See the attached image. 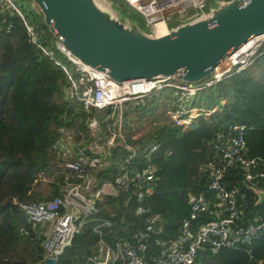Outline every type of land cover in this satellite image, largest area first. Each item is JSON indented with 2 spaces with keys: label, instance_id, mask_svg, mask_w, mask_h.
I'll use <instances>...</instances> for the list:
<instances>
[{
  "label": "trees",
  "instance_id": "obj_1",
  "mask_svg": "<svg viewBox=\"0 0 264 264\" xmlns=\"http://www.w3.org/2000/svg\"><path fill=\"white\" fill-rule=\"evenodd\" d=\"M19 9L39 32L40 41L53 46V36L41 15L34 24L24 9ZM69 88L62 68L29 41L22 17L0 0V264L44 263L50 224L30 220L21 203L62 198L66 183L76 184L83 178L53 161L75 160L79 154L90 159L97 154L90 151L97 136L89 132L87 121L99 113L95 108L85 111L81 102L69 95ZM187 94L167 85L124 103L121 131L135 148L129 165L154 168L153 192L142 201L123 190L102 194L95 211L78 225L56 264H99L98 250L103 242L134 241V235L142 233L148 246L146 255L154 256L157 238L181 235L182 221L190 213L189 194L201 193L210 200L209 209L192 220L193 228L215 218L211 210L217 206L219 191L209 186L215 179L223 190H238L245 219L259 214L264 220V201L256 204V195L249 188L264 189V175L258 174L264 173V49L245 70ZM198 96L206 99L208 107L196 116L193 101ZM111 123L108 118L102 125L106 129ZM236 125L245 127V154L257 161L251 180H245L238 165L224 167L222 153L214 149L225 143L218 135L232 136ZM61 126L75 132V145L67 156L53 147L61 136ZM117 151L113 149V153ZM122 153L113 154L112 160L118 161ZM112 170L110 166L101 168L96 180L113 181ZM140 205L145 211L137 212ZM155 213L160 219L151 223L153 229L149 230L148 219ZM106 221L109 223L103 224ZM96 225L99 230L94 229ZM198 260L199 264H264V230L238 247L212 252L206 246L198 251Z\"/></svg>",
  "mask_w": 264,
  "mask_h": 264
},
{
  "label": "built area",
  "instance_id": "obj_2",
  "mask_svg": "<svg viewBox=\"0 0 264 264\" xmlns=\"http://www.w3.org/2000/svg\"><path fill=\"white\" fill-rule=\"evenodd\" d=\"M1 1L8 2L22 17L29 41L37 45L45 55L62 68L68 78L69 95L76 97L85 111L90 108L104 111L101 116L95 114L87 121L89 132L97 136L94 138L90 151L97 154L90 159L79 154L75 160L64 158L54 163L75 171L77 176L83 179L76 184L66 183L62 198L32 204L21 203V207L30 220L49 222L50 230L45 241L47 256L53 253L58 257L65 246L70 244L74 233L78 230V225L85 221L87 215L95 211L96 202L102 194L115 195L119 190H123L142 201L145 195L153 192L157 179L154 168L148 166L134 169L129 165L135 148L131 144V139H128L121 131L122 116L125 102L142 93L167 86L169 79L154 81L144 91L134 88L133 91L118 93L117 87L123 84H115L102 75H99L101 78L95 77L98 73L90 71L78 59L70 57L64 48L54 42L53 46L64 60L56 57L53 46L44 45L40 41L39 32L24 19L19 7L12 0ZM123 2L140 14L145 26L152 31L166 28L168 18L184 19L203 11L207 5V0H123ZM260 49H264V36L253 37L218 65L206 81L199 84L179 82L173 87L186 91L188 94L210 87L225 77L249 67ZM108 118L112 123L110 127L107 126L104 129L102 123ZM113 126L114 128L111 129ZM244 129L243 125H236L233 127L232 136L218 135L225 143L224 146L215 145L214 149L222 153L224 167L238 165L242 169L245 180H251L257 169V161L254 157H248L245 154ZM59 131L61 136L53 147L56 148V153L67 156L72 152L73 144L75 145V132L68 130L65 126H61ZM115 148H118L117 153H113ZM155 148L154 145L151 150ZM124 150H126L125 153H122ZM119 153H122V157L114 162L112 155ZM106 166L113 169L114 179L99 183L96 180V172ZM215 171L217 176L221 175L220 169L217 168ZM258 174L264 175V173ZM209 186L219 191L217 206L211 210L215 218L200 222L196 228L192 227V220L198 219L200 212L209 209L210 200L201 193H191L188 196L190 213L182 221L181 235L174 239L157 238L155 240L157 252L154 256L146 255L148 246L142 233L135 234L134 241L118 239L114 245L103 242V246L98 250V263L107 264L111 260L112 264H199L198 251L206 246L212 252H216L222 247H238L261 235L264 230L263 217L259 214H252L246 219L243 217V204L239 202L236 195L238 190H223L221 186H218L216 179ZM82 187L88 190V194L82 191ZM143 211L145 209L140 205L137 212ZM220 213L223 216H219ZM159 219L160 216L157 213L152 214L148 219L147 229L152 230L151 223ZM98 227L99 225H96L94 229L99 230Z\"/></svg>",
  "mask_w": 264,
  "mask_h": 264
},
{
  "label": "water",
  "instance_id": "obj_3",
  "mask_svg": "<svg viewBox=\"0 0 264 264\" xmlns=\"http://www.w3.org/2000/svg\"><path fill=\"white\" fill-rule=\"evenodd\" d=\"M54 42L115 84L206 81L253 37L264 36V0H208L204 9L158 31L113 0H31ZM256 204L264 189L250 185ZM51 253L43 264H56Z\"/></svg>",
  "mask_w": 264,
  "mask_h": 264
},
{
  "label": "rangeland",
  "instance_id": "obj_4",
  "mask_svg": "<svg viewBox=\"0 0 264 264\" xmlns=\"http://www.w3.org/2000/svg\"><path fill=\"white\" fill-rule=\"evenodd\" d=\"M12 1L17 5V7L20 6L21 8H23L24 11L26 12V14L28 15V19L35 24L36 19L38 17V13H37V10H36L34 4L32 3V1L31 0H12ZM113 1L115 3H117L123 10L133 13L135 15L136 19H138L140 22L142 21V16L140 14L136 13V11H134L129 5H127L125 2H123V0H113ZM209 5H210V3L207 0V5L205 8L206 10H208ZM175 23L176 22L174 21V18L171 17V18L167 19L168 26H171ZM52 49H53L56 57L64 60V58L58 53V51L56 50V48L54 46ZM174 85H176V83H174V82L169 83L168 82V86H174ZM146 93H148V92H146ZM187 96H189V94H187ZM193 106H194V109L196 110V114H197L196 116L203 114L205 112V110H207V107H208L206 99L203 97H200V96H198V97H196V99H194ZM124 110H125V106H124ZM103 112H104L103 110L98 111L100 116L103 114ZM115 120H117V119H115ZM194 121H196V119H194ZM122 123H124L123 119H122ZM87 128H89V127H87ZM55 162L56 161H53V163H55ZM81 189L85 194H88L87 189H85L84 187H82Z\"/></svg>",
  "mask_w": 264,
  "mask_h": 264
},
{
  "label": "bare ground",
  "instance_id": "obj_5",
  "mask_svg": "<svg viewBox=\"0 0 264 264\" xmlns=\"http://www.w3.org/2000/svg\"><path fill=\"white\" fill-rule=\"evenodd\" d=\"M95 77H100V76H99V74H96ZM150 85H151L150 82H142V83L137 82L135 85L134 84H123V86L117 87V92L123 93V92L128 91V90L133 91L134 88L144 91L145 89H148L150 87Z\"/></svg>",
  "mask_w": 264,
  "mask_h": 264
}]
</instances>
